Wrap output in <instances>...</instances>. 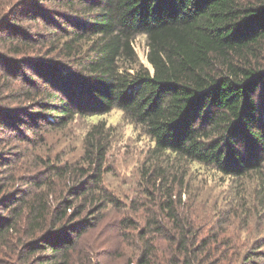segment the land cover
<instances>
[{
  "label": "trees",
  "instance_id": "1",
  "mask_svg": "<svg viewBox=\"0 0 264 264\" xmlns=\"http://www.w3.org/2000/svg\"><path fill=\"white\" fill-rule=\"evenodd\" d=\"M23 2L26 10L32 7L30 17L43 23L41 37L53 51L69 59L75 70L21 63L33 66L39 90L32 91L41 96L31 110L22 113L53 128L75 117L117 109L126 120L140 126L153 142L155 154L197 163L237 185L251 182L247 204L251 210H264V0ZM16 14L9 16L10 23L15 22ZM0 29L12 30L10 37H17L16 42H9L12 52L24 54L32 47L30 36L18 32L13 24ZM137 36L144 38L148 66L135 52ZM97 127L87 134L85 150L91 148L90 153L102 161L108 134ZM95 164V173L73 183L67 197L54 200L35 178L24 184L28 190L19 196L17 190H7L8 186L1 184L0 242L16 233L22 222L33 235L22 245L21 260L72 264L76 238L97 223L90 213L84 214L86 205L97 201L93 190L100 182L96 174L100 163ZM187 183L181 176L177 187L163 177L158 212L149 210L144 218L145 226L153 232L150 240L156 235L167 237L169 222H175L176 229L183 228L178 217ZM31 188L35 192H29ZM125 225L129 227L127 223L123 228ZM146 231H139L141 239ZM187 235L182 229V245ZM263 245L261 238L245 263L262 257L258 251ZM152 249L150 242L146 243L138 262L150 264V259L157 257ZM36 252L41 254L35 256ZM168 261L177 264L174 258ZM184 261L191 262L188 256Z\"/></svg>",
  "mask_w": 264,
  "mask_h": 264
},
{
  "label": "rangeland",
  "instance_id": "2",
  "mask_svg": "<svg viewBox=\"0 0 264 264\" xmlns=\"http://www.w3.org/2000/svg\"><path fill=\"white\" fill-rule=\"evenodd\" d=\"M23 3V0H0V26L13 24L18 32L30 36L32 44L24 54H16L11 51L9 42H16L17 37H10L12 30L0 29V185L8 186L7 190H17L19 196L28 190L24 184L35 178L43 184L41 189L46 186V192L54 200L67 197L68 188L95 173V163H100L96 172L100 182L93 190L97 201L93 206L86 205L84 210V214L90 213L97 223L76 238L71 263L141 264L138 261L142 249L150 242L154 248L151 252L157 254L150 259V264L159 262L160 255L164 257L161 264H169L171 258L177 264H264V245L258 251L262 257L256 256L252 263H245L259 240H264V210L260 207L251 210L247 204L246 195L253 187L251 182L237 185L234 180L197 163L172 161L170 155L155 154L153 142L140 126L126 120L117 109L102 115L75 117L64 126L53 128L22 113V110H31L30 106L41 96L38 91H32L39 90L33 79V66L21 63L57 66L64 72L75 70L69 59L53 51L41 37L43 23L32 19V7L26 10ZM14 12H17L15 22L10 23L9 16ZM41 39L45 42L41 43ZM134 49L140 62L148 66L142 36L135 38ZM5 113L11 117L7 118ZM95 126L108 134L102 161L90 153L91 148L85 150L87 134L94 131ZM84 172L87 173L81 177ZM181 176L185 183L188 180L181 198L182 213L178 217V225L183 223L182 229L188 234L184 237L185 245L180 242L182 229H176L175 222L167 225V237L156 235L152 241L153 232L145 226L144 218L150 211L158 212L163 200L159 184L163 177H168L169 183L174 182L178 187ZM127 223L129 227L123 228ZM144 229L149 232L141 239L139 231ZM32 235L20 222L17 232L0 242V264H37L20 258L22 245ZM39 254L36 252L35 256ZM185 256L190 263L184 261Z\"/></svg>",
  "mask_w": 264,
  "mask_h": 264
}]
</instances>
